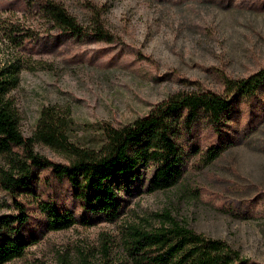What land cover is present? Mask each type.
Instances as JSON below:
<instances>
[{
    "label": "rangeland",
    "instance_id": "rangeland-1",
    "mask_svg": "<svg viewBox=\"0 0 264 264\" xmlns=\"http://www.w3.org/2000/svg\"><path fill=\"white\" fill-rule=\"evenodd\" d=\"M38 1L0 0V68L23 66L13 91L21 130L35 139L37 152L56 161H68L72 146L97 148L105 123L132 124L166 98L198 88L224 92L225 76L264 68V0H53L83 25L101 15L112 42L60 34L38 14ZM46 106L67 111L72 121L62 146L37 137ZM220 128V139L205 122L192 142L179 139L185 173L176 185L149 191L152 166H143L140 177L120 178L121 214L112 222L67 204L65 190L60 198L77 222L51 230L31 194L22 193L30 244L5 264H133L127 230L159 227L165 211L226 240L246 264H264V86L237 100ZM217 141L222 153L201 164ZM15 210L0 185V217Z\"/></svg>",
    "mask_w": 264,
    "mask_h": 264
},
{
    "label": "trees",
    "instance_id": "trees-1",
    "mask_svg": "<svg viewBox=\"0 0 264 264\" xmlns=\"http://www.w3.org/2000/svg\"><path fill=\"white\" fill-rule=\"evenodd\" d=\"M38 14L60 34L112 42L101 15L94 13L89 25L81 24L65 7L53 0L38 1ZM14 36L15 31L12 33ZM24 35V34H21ZM23 66L16 62L0 68V156L7 168L0 170V185L13 196L15 212L0 217V264L21 256L30 244L31 221L28 202L19 197L29 193L41 209L51 230L70 228L77 222L67 204L86 213L115 221L121 214L120 178L141 176L143 166H152L148 190L176 185L185 173L181 137L192 142L202 122L223 137L224 118L235 102L257 94L264 86V68L241 78L224 77V92L198 88L176 94L156 104L134 123L102 126L104 139L97 148L72 146L71 157L61 162L35 149V139L21 130L13 91L20 84ZM37 137L47 145L62 146L72 126L68 112L55 106L42 109ZM223 141L212 143L201 164L216 159ZM68 191L64 203L61 193ZM72 190V191H71ZM70 191V192H69ZM30 196V195H29ZM154 229L131 226L125 249L133 264H246L249 260L222 238H213L163 212Z\"/></svg>",
    "mask_w": 264,
    "mask_h": 264
}]
</instances>
